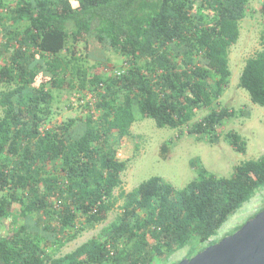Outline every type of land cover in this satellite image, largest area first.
Listing matches in <instances>:
<instances>
[{
	"label": "trees",
	"instance_id": "1",
	"mask_svg": "<svg viewBox=\"0 0 264 264\" xmlns=\"http://www.w3.org/2000/svg\"><path fill=\"white\" fill-rule=\"evenodd\" d=\"M250 1L0 0V228H7L0 232L1 264H154L186 246L190 258L218 241L221 226L264 187V153L229 176L198 165V177L182 189L152 176L115 197L126 160L117 158L113 142L142 117L218 142V127L236 114L218 102ZM93 40L118 53L120 66L105 72L103 57L88 49ZM260 43L238 86L264 106V29ZM80 45L97 65H85ZM65 87L94 99L82 105L83 116L56 122L53 91ZM224 138L244 152L240 134ZM168 148L161 144L163 157ZM118 198L112 221L57 256L106 220ZM263 208L264 197L247 220Z\"/></svg>",
	"mask_w": 264,
	"mask_h": 264
},
{
	"label": "rangeland",
	"instance_id": "2",
	"mask_svg": "<svg viewBox=\"0 0 264 264\" xmlns=\"http://www.w3.org/2000/svg\"><path fill=\"white\" fill-rule=\"evenodd\" d=\"M263 0L250 1L247 14L240 22V34L237 42L229 50V69L231 72L228 86L219 97V104L234 109V117L228 118L218 127L220 139L215 144H208L197 140L194 135L187 133L185 126L170 128L156 126L153 119L142 117L136 119L130 126L129 134L117 138L113 142L116 156L126 160V166L121 173V186L113 192L118 197L120 191H130L141 182L152 176H159L170 183L175 189L184 188L191 180L198 177L199 167L217 176H229L235 165L249 159H255L264 153V106L253 103L247 91L238 86V78L246 59L253 56L262 48L260 34L264 29V15L261 11ZM93 41L88 44L89 51L102 58L106 64L105 72L118 67L122 57L111 49L100 50V46ZM79 57L85 59L86 64L97 65L100 60L85 57L86 50L79 46ZM101 63V62H100ZM46 77L40 76L39 82H45ZM45 85L49 86L46 81ZM74 85L75 82H74ZM51 119L65 122L69 118L84 115V107L78 105L77 96L81 94L72 88L54 90ZM206 113L205 109L198 110L191 122L198 120ZM228 131L240 134L244 141V152L236 150L228 144L224 135ZM166 142L168 154L161 155L160 146ZM191 162L197 167L192 168ZM199 165V167H198ZM264 187L257 191L249 201L243 203L229 219L221 226L213 237L217 240L225 236L235 226L245 223L252 214L262 206ZM122 200L118 198L115 207L108 213L106 220L96 223L79 233L73 240L66 243L57 256L71 252L76 246L98 234L102 227L112 221L120 211ZM16 211V206L14 209ZM5 226L0 228L5 233ZM187 246L171 254L167 259H155L154 264H173L184 258Z\"/></svg>",
	"mask_w": 264,
	"mask_h": 264
},
{
	"label": "water",
	"instance_id": "3",
	"mask_svg": "<svg viewBox=\"0 0 264 264\" xmlns=\"http://www.w3.org/2000/svg\"><path fill=\"white\" fill-rule=\"evenodd\" d=\"M176 264H264V208L232 234Z\"/></svg>",
	"mask_w": 264,
	"mask_h": 264
},
{
	"label": "built area",
	"instance_id": "4",
	"mask_svg": "<svg viewBox=\"0 0 264 264\" xmlns=\"http://www.w3.org/2000/svg\"><path fill=\"white\" fill-rule=\"evenodd\" d=\"M76 99H77L78 105L82 106L85 102L92 104L94 97L91 93L87 92L84 95V98H81V95L79 94Z\"/></svg>",
	"mask_w": 264,
	"mask_h": 264
}]
</instances>
